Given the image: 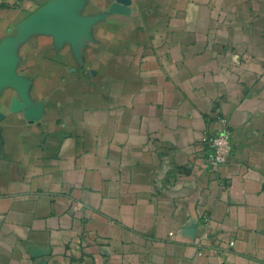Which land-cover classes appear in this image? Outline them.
Here are the masks:
<instances>
[{
	"label": "crops",
	"instance_id": "obj_1",
	"mask_svg": "<svg viewBox=\"0 0 264 264\" xmlns=\"http://www.w3.org/2000/svg\"><path fill=\"white\" fill-rule=\"evenodd\" d=\"M0 61V264H264V0H0Z\"/></svg>",
	"mask_w": 264,
	"mask_h": 264
},
{
	"label": "built area",
	"instance_id": "obj_2",
	"mask_svg": "<svg viewBox=\"0 0 264 264\" xmlns=\"http://www.w3.org/2000/svg\"><path fill=\"white\" fill-rule=\"evenodd\" d=\"M220 123L217 132L206 131L202 143V157L206 160L205 172L209 176H214L223 166L235 160L234 146L232 142V132L226 118L220 114L215 115Z\"/></svg>",
	"mask_w": 264,
	"mask_h": 264
},
{
	"label": "water",
	"instance_id": "obj_3",
	"mask_svg": "<svg viewBox=\"0 0 264 264\" xmlns=\"http://www.w3.org/2000/svg\"><path fill=\"white\" fill-rule=\"evenodd\" d=\"M3 63L0 61V67H2Z\"/></svg>",
	"mask_w": 264,
	"mask_h": 264
}]
</instances>
